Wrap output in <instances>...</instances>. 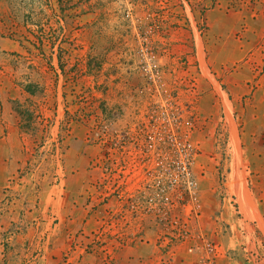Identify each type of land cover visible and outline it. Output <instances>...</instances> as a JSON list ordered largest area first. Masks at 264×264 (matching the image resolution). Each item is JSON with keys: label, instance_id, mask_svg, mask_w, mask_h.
I'll use <instances>...</instances> for the list:
<instances>
[{"label": "rangeland", "instance_id": "374dc122", "mask_svg": "<svg viewBox=\"0 0 264 264\" xmlns=\"http://www.w3.org/2000/svg\"><path fill=\"white\" fill-rule=\"evenodd\" d=\"M165 102L200 206L167 221L146 151ZM0 107L23 141L0 264H264V0H0Z\"/></svg>", "mask_w": 264, "mask_h": 264}, {"label": "built area", "instance_id": "2783aa9c", "mask_svg": "<svg viewBox=\"0 0 264 264\" xmlns=\"http://www.w3.org/2000/svg\"><path fill=\"white\" fill-rule=\"evenodd\" d=\"M144 69L153 81L158 78L152 63H147ZM168 104H162L161 116L154 124L155 129L148 134L146 145L148 160L152 162L148 208L161 212L162 220L166 221L170 219L169 213L179 207H185L190 217L200 213L199 183L193 168L196 150L181 133L180 118Z\"/></svg>", "mask_w": 264, "mask_h": 264}, {"label": "crops", "instance_id": "0c3cea01", "mask_svg": "<svg viewBox=\"0 0 264 264\" xmlns=\"http://www.w3.org/2000/svg\"><path fill=\"white\" fill-rule=\"evenodd\" d=\"M214 102L212 104L213 111H216L222 106L230 120L234 119L232 116L233 108L229 105L226 98L217 100L215 94L213 95ZM1 110V107H0ZM4 118L0 113V202L5 188L12 183L15 173L19 167V160L21 157L18 154L22 153L23 141L19 130L14 126L10 120V114ZM249 216L257 217L256 209L250 203L248 207Z\"/></svg>", "mask_w": 264, "mask_h": 264}]
</instances>
